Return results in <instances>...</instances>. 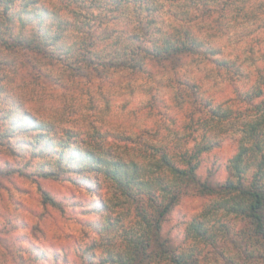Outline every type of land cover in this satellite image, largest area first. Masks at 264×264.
I'll list each match as a JSON object with an SVG mask.
<instances>
[{
  "label": "rangeland",
  "instance_id": "rangeland-1",
  "mask_svg": "<svg viewBox=\"0 0 264 264\" xmlns=\"http://www.w3.org/2000/svg\"><path fill=\"white\" fill-rule=\"evenodd\" d=\"M122 25H108L99 53L116 56L127 42ZM200 26L208 30L203 38L214 57L234 60L233 69L203 56L174 65L148 61L142 72L70 66L59 52L80 40L72 27L53 53L0 47V135L15 129L12 143H0V264H121L143 229L134 203L104 173L86 174L84 181L68 173L38 176L48 160L31 154L30 140L39 131L30 137L13 124H24L26 116L35 119L33 126H48L42 132L55 142L69 130L82 149H110L129 169L134 162L164 181L171 176L150 165L158 150L178 163V152L216 138L218 144L199 155L200 180L214 186L236 179L229 163L241 148L247 149L244 176L251 178L264 154V95L254 100L256 109L242 98L264 91V0L241 1L214 28ZM205 100L231 112L216 118ZM256 123L261 125L253 131ZM42 191L59 207L44 202ZM224 196L193 190L181 195L161 225L165 248L180 250L189 264H264V237L249 232L231 207L234 201L227 204ZM147 264L168 263L163 254Z\"/></svg>",
  "mask_w": 264,
  "mask_h": 264
},
{
  "label": "trees",
  "instance_id": "trees-1",
  "mask_svg": "<svg viewBox=\"0 0 264 264\" xmlns=\"http://www.w3.org/2000/svg\"><path fill=\"white\" fill-rule=\"evenodd\" d=\"M241 1L244 0H0V47L42 53L49 50L53 53L67 29L72 27L80 40L72 47L61 46L59 52L66 54L70 66L84 63L92 69L105 65L117 70L142 72L148 61L174 65L183 57L203 56L230 70L234 67V60L214 57V49L203 38L208 30H203L200 25L214 28V21L225 18ZM121 21L127 42L118 49L116 56L99 53L100 42L108 38V25ZM186 85L193 87L194 84ZM263 95V89H256L245 93L242 100L256 109L259 103L254 100ZM204 102L216 118H226V111L231 112L230 109H222L219 103L212 105L210 101ZM26 120L24 124H13L18 125L17 130L23 135H30L33 129L39 131L30 140L31 154L48 160L40 163L38 176L58 178L68 173L73 174L74 181H84L86 174L104 173L118 185L120 193L134 203L143 229L131 243L126 256L120 259L121 264H147L149 258L163 254L168 264H189L188 257L180 250L173 246L165 248L166 240L161 238L160 229L165 215L177 204L181 195L191 190L200 194L224 193L223 199L227 204L230 200L234 201L231 207L235 214L242 217L249 232L264 237V154L251 178L247 179L244 176L246 168L242 167L243 154L247 149L241 148L229 163L232 177L236 179L229 177L223 183L214 182L213 186L200 180L197 168L200 153L215 147L218 144L216 138L197 146L194 151L178 152V163L175 157L158 150L155 161L150 165L159 174L171 176V180L164 181L148 168L141 172L134 162H129L132 165L129 169L124 160L111 157L110 149H82L76 135L69 130L55 142L48 133L42 132L48 131V126H33V117L26 116ZM260 125L256 123L253 131H257L256 126ZM10 128L0 135L1 144L5 138L12 143L11 134L15 129ZM255 145L258 146L257 143ZM41 193L44 202L59 207L49 193Z\"/></svg>",
  "mask_w": 264,
  "mask_h": 264
}]
</instances>
